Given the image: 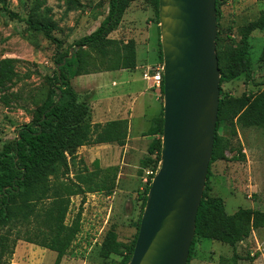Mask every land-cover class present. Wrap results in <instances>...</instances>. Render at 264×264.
Instances as JSON below:
<instances>
[{"label": "rangeland", "instance_id": "374dc122", "mask_svg": "<svg viewBox=\"0 0 264 264\" xmlns=\"http://www.w3.org/2000/svg\"><path fill=\"white\" fill-rule=\"evenodd\" d=\"M65 1L7 0L9 9L24 19L39 4L40 14L55 24L56 29L52 34L60 41L61 47L46 40L42 33L31 31L25 22L11 19L0 11V59L10 57L20 60L16 68L19 79L13 89L19 94L20 100L9 108L0 104V151L16 137L19 129L31 121L41 93L47 91L48 78L55 69V58L68 48H73L80 38L92 33L107 15V0H77L79 7L73 11L66 10ZM219 3V29L223 38L219 46L229 52V49L234 50L238 45L241 30L258 17L264 8V0H219ZM157 21L150 0H137L129 5L119 27L109 36L124 43L137 36L141 40L146 38L145 54L140 46L136 47L137 65L143 60L152 64L160 43ZM149 23L154 25H147ZM263 44L264 31H254L250 37L249 49L251 80H246L245 75L241 74L233 81L221 84L223 96L254 95L264 89V62L258 60ZM134 71L95 73L83 78L76 77L71 81L79 99L90 105L92 124L126 119V114L128 118L125 120L127 134L123 144L84 146L77 149L76 157L69 158V178L72 180H75L85 166L93 171L92 164L98 160L102 172L100 177L107 179V188L101 192L71 198L66 223L69 224L81 210V231L61 264H116L121 257L112 255L103 259L99 255L105 234L112 231L119 242L127 245L135 237L141 196L150 186V178L155 175L159 165H144V160L151 157L148 146L158 137L146 136L145 132L150 126L151 118L161 117L163 95L160 90L154 93L155 108L150 118L134 115L129 118L130 113L135 112L136 100L132 92L126 89L118 96L114 107L116 113L112 114L105 107L108 95L102 85L104 83L109 88L114 80L118 82V88H123L126 76L131 77L129 81H133ZM135 73L140 78L137 70ZM139 82L140 85L144 84L140 80ZM219 134L230 138L234 150L227 151L226 155L234 159L211 164L207 188L204 190L206 195L222 198L228 215L235 213L238 208L264 211V137L261 131L237 126L236 135L232 136L227 126L221 124ZM23 230L16 229L20 232ZM16 231H12L8 237L10 249L0 264H12L13 253L9 252L14 245H25V248L18 251L19 264L54 263L55 252H46L18 240ZM5 233V230L0 231V238ZM189 264H264V228L252 231L249 238L239 242L235 248L216 241L196 239Z\"/></svg>", "mask_w": 264, "mask_h": 264}, {"label": "trees", "instance_id": "16d2710c", "mask_svg": "<svg viewBox=\"0 0 264 264\" xmlns=\"http://www.w3.org/2000/svg\"><path fill=\"white\" fill-rule=\"evenodd\" d=\"M135 1L137 0H107V15L92 33L75 42L74 47L79 46V49L73 52L72 57H67L72 48L70 47L55 58V69L48 78L47 91L41 93L31 121L19 129L16 137L0 151V231H6L0 238V262L10 249L7 243L10 233L23 228V232H15L18 240L55 252L53 264H60L81 231V210L69 224L66 223L71 198L101 192L107 188V179L100 177L102 172L97 160L92 164L93 171L85 166L75 180H72L69 178V158L76 157L77 149L83 146L123 144L127 122L114 120L92 124L90 105L79 99L71 81L83 75L136 68L135 41L124 43L109 36L119 27L129 5ZM65 2L67 11L79 7L77 0ZM0 5V11L9 18L25 22L31 31L42 33L46 40L61 47L60 41L52 34L56 29L55 24L40 14L39 4H36L26 19L12 12L7 6V0H0ZM150 5L158 20V0H150ZM219 5V0H216L220 103L205 189L211 164L234 159L226 155L234 147L231 146L230 138L219 134L221 124L227 126L232 136L236 135V127L239 126L261 131L264 137V89L257 94H243L240 97L223 96L221 90V84L229 83L241 74L245 75L246 80H251L250 37L256 30L264 31V8L255 20L241 30L238 45L228 52L219 46L223 39L219 29ZM158 55L162 63L160 43ZM258 60L264 62V44ZM19 63L17 58L0 59V104L5 108L20 100L19 94L13 90L19 79L16 70ZM160 92L163 95V84ZM162 129L163 111L161 117L152 120L145 134L158 137L149 144L148 153L151 157L144 160V165L153 164L155 167L159 164ZM149 187L141 196V211L131 244L119 242L115 233L108 231L100 244L101 258L108 259L116 255L121 257L116 264H128ZM261 228H264V211L238 208L235 213L228 215L223 199L207 196L204 191L187 264L192 257L196 239L216 241L235 248L239 242L248 239L252 231ZM14 247L15 245L10 254Z\"/></svg>", "mask_w": 264, "mask_h": 264}, {"label": "water", "instance_id": "95a60500", "mask_svg": "<svg viewBox=\"0 0 264 264\" xmlns=\"http://www.w3.org/2000/svg\"><path fill=\"white\" fill-rule=\"evenodd\" d=\"M158 22L163 66L160 162L128 264H187L218 120L216 0H158ZM78 49L71 48L67 57Z\"/></svg>", "mask_w": 264, "mask_h": 264}, {"label": "crops", "instance_id": "0c3cea01", "mask_svg": "<svg viewBox=\"0 0 264 264\" xmlns=\"http://www.w3.org/2000/svg\"><path fill=\"white\" fill-rule=\"evenodd\" d=\"M147 25H154V24L149 23ZM134 41H135V48L140 46L141 47V51L144 52V54H145L147 52V51L144 50V47H145V45L147 43L146 38L141 40L140 37L137 36L134 39ZM161 64L162 63H160V61H159V55H158V52H157V49H156L155 56H154V62L152 64H148V63H146L145 60H143L141 62V64L138 66L137 65V60H136V68L134 69L135 71L132 74V75H134V76H132L133 77V81H129L131 79V77H127L125 75L126 76V78H125V86L123 88H118V82L114 81V80H112L111 86L109 88L106 85H104V83H103L102 85H103V87H104V89H105V91L107 92V95H108L107 100H105V102H104L106 109L108 108V110H110V113L115 114L116 110H114V107L117 104L118 96H120V94L123 93L126 89H129L132 92L133 96H134L133 98H135V100H136L135 103H134L135 112L130 113L129 118H132L133 115L136 116V117L144 116V117H149L150 118V115L153 113V108H155L154 93L155 92L157 93L158 90H154L153 91V89L150 87L151 84L147 80H145L143 78V74L145 73V71L151 70V69H153V68H155V67H157V66H159ZM136 70L140 73V78H138L136 76V73H135ZM123 71L124 70L107 71V72L123 73ZM79 77L83 78V77H86V75L79 76ZM139 80L142 81L144 84L140 85L139 84L140 83ZM131 104H133V102ZM108 110H107V112H108ZM128 112H126V113H128ZM127 118H128V116L126 114V119ZM154 118H157V117H154ZM154 118H151V122H152V120ZM126 119L125 118H121V119H114V120H126ZM114 120L111 119L109 121H114ZM109 121H107V122H109ZM99 124H101V123H99ZM150 125H151V123H150ZM146 132H145V134H146ZM27 244H29V243H27ZM21 248H25V245H18L16 247V249H14L15 251L12 254V256H13L12 264H19L18 251ZM43 251L47 252V249H43ZM62 261H64V259H62Z\"/></svg>", "mask_w": 264, "mask_h": 264}, {"label": "built area", "instance_id": "2783aa9c", "mask_svg": "<svg viewBox=\"0 0 264 264\" xmlns=\"http://www.w3.org/2000/svg\"><path fill=\"white\" fill-rule=\"evenodd\" d=\"M162 72L163 66L161 64L151 70L145 71V73L143 74V78L151 84V88L159 91L163 84Z\"/></svg>", "mask_w": 264, "mask_h": 264}]
</instances>
